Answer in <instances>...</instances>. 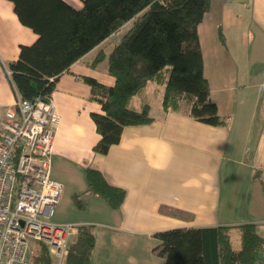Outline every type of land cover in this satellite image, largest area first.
I'll list each match as a JSON object with an SVG mask.
<instances>
[{
	"label": "crops",
	"instance_id": "0c3cea01",
	"mask_svg": "<svg viewBox=\"0 0 264 264\" xmlns=\"http://www.w3.org/2000/svg\"><path fill=\"white\" fill-rule=\"evenodd\" d=\"M64 1L75 8L82 3ZM197 33L209 98L225 117L224 126L195 120L184 103L177 111H164V81L149 82L129 105L139 110L147 104L153 120L125 126L117 144L104 155L95 154L99 135L90 114L102 110L89 99L90 87L82 78L114 84L107 64L94 66L91 57L110 37L55 84L50 96L61 120L50 176L62 184L60 199L72 196L82 211L65 223L94 229L91 264H164L153 250L159 243L154 235L175 228L227 226L232 249V232L239 236L238 250L237 227L264 223V0H211ZM120 37L111 40L106 53ZM36 38L19 22L13 4L0 0V104L10 105L17 96L2 63L15 61L19 47ZM88 167L124 191L118 209L87 191Z\"/></svg>",
	"mask_w": 264,
	"mask_h": 264
},
{
	"label": "trees",
	"instance_id": "16d2710c",
	"mask_svg": "<svg viewBox=\"0 0 264 264\" xmlns=\"http://www.w3.org/2000/svg\"><path fill=\"white\" fill-rule=\"evenodd\" d=\"M19 22L31 29L36 40L19 47L9 63L10 83L22 100L48 98L58 78L93 48L99 46L127 22L130 28L108 53L102 47L92 65L107 62L114 84L106 86L83 77L90 87V100L100 104L102 113H91L99 140L95 154L104 155L119 142L125 126L150 123L149 107H130L131 99L149 82L164 84L161 106L164 111L181 109L195 120L224 126L216 104L209 98V85L203 75V61L197 26L210 9L211 0H82L79 8L64 0H8ZM221 45L225 38L220 28ZM87 191L102 196L118 209L124 191L110 185L94 168L84 170ZM77 199L78 197L75 196ZM255 224L237 227L240 248H231L229 227L175 228L156 233L154 247L164 264H258L264 236ZM94 229L78 226L69 241L62 264H91ZM27 264H54L45 245L36 243Z\"/></svg>",
	"mask_w": 264,
	"mask_h": 264
},
{
	"label": "built area",
	"instance_id": "2783aa9c",
	"mask_svg": "<svg viewBox=\"0 0 264 264\" xmlns=\"http://www.w3.org/2000/svg\"><path fill=\"white\" fill-rule=\"evenodd\" d=\"M60 120L51 96L0 104V264H27L28 240L45 245L54 264H62L78 232L76 225L50 221L62 192L50 176ZM259 230L264 236V223Z\"/></svg>",
	"mask_w": 264,
	"mask_h": 264
},
{
	"label": "rangeland",
	"instance_id": "374dc122",
	"mask_svg": "<svg viewBox=\"0 0 264 264\" xmlns=\"http://www.w3.org/2000/svg\"><path fill=\"white\" fill-rule=\"evenodd\" d=\"M132 25V21L127 22L126 24H124V26L113 36H110L109 41L106 42L102 48H106L105 50H107L108 48H110L111 45V40L122 36ZM226 28V27H225ZM229 30V29H227ZM97 51L91 55L94 56L96 55ZM93 58V57H92ZM92 60V59H90ZM4 63H2V69L3 72L6 68H8L9 63H5V65H3ZM107 64L106 60H104L103 62H101L99 68H103L105 67V65ZM76 197H74L75 201H78V198L75 199ZM82 198V197H80ZM80 198H79V203H80ZM72 199V196H68L66 197V199H58V202L55 206L54 209V214L53 217L50 219V221L54 224H67L65 222H69V221H74L77 220V218L81 215V210H79V208L75 205L76 203H74V201ZM231 243L234 249H237L239 247V236L238 234H236L235 232H232L231 234ZM35 246L36 243H34L31 240L27 241V250L25 252V259L27 260V262L30 260L32 254L35 251Z\"/></svg>",
	"mask_w": 264,
	"mask_h": 264
}]
</instances>
